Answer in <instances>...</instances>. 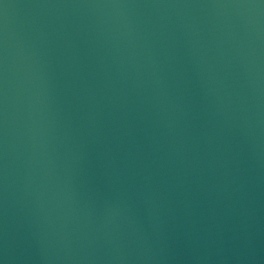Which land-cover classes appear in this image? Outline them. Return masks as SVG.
Listing matches in <instances>:
<instances>
[{
	"label": "water",
	"instance_id": "1",
	"mask_svg": "<svg viewBox=\"0 0 264 264\" xmlns=\"http://www.w3.org/2000/svg\"><path fill=\"white\" fill-rule=\"evenodd\" d=\"M0 264H264V0H0Z\"/></svg>",
	"mask_w": 264,
	"mask_h": 264
}]
</instances>
